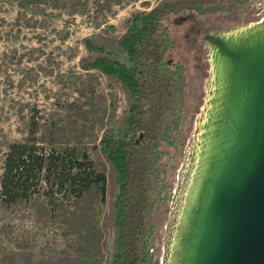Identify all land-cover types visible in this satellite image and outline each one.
<instances>
[{"label": "rangeland", "instance_id": "obj_1", "mask_svg": "<svg viewBox=\"0 0 264 264\" xmlns=\"http://www.w3.org/2000/svg\"><path fill=\"white\" fill-rule=\"evenodd\" d=\"M166 1L0 0V189L5 154L14 142L29 141L33 115L40 143L83 147L96 163L106 165L107 176V196L99 217L94 215L96 190L79 198L44 194L11 205L0 197V264H91L94 258L96 264H111L117 236L118 172L102 153L100 139L110 124L123 131L131 96L113 76L82 67L96 54L86 48L85 39L103 44L123 60L120 39L134 15ZM203 9L192 18L176 13L165 21L178 46L171 57L186 63L182 109L197 116L194 128L186 124L192 133L188 157L177 172L171 169L166 174L175 197L156 212L160 264L175 263L172 243L174 250L184 194L205 155L202 133L211 106L207 99L219 85L212 72L218 43L209 35L243 31L264 20V0H213ZM98 21L102 22L96 26ZM202 63L209 69L208 78L201 79L203 70L198 65ZM200 94L204 102H198Z\"/></svg>", "mask_w": 264, "mask_h": 264}, {"label": "trees", "instance_id": "obj_2", "mask_svg": "<svg viewBox=\"0 0 264 264\" xmlns=\"http://www.w3.org/2000/svg\"><path fill=\"white\" fill-rule=\"evenodd\" d=\"M212 1L167 0L150 12L135 14L120 39L126 55L123 60L108 52L103 44L85 39L86 48L96 54L84 61L82 67L113 76L127 87L131 96L123 131L110 124L100 139L102 153L118 172L114 199L117 236L111 264L161 263L160 252L157 255L160 247L156 246V212L175 197L166 174L171 169L177 172L188 157L192 133L186 124L192 123L194 128L197 116L182 109L186 63L172 58V51L178 46L165 21L176 13L189 18L204 13L203 7ZM206 66L198 65L203 70L201 79L208 78ZM203 94L197 97L198 102H204ZM30 130L28 142H14L5 154L2 201L11 205L44 194L52 197L55 193L79 198L96 190L94 215L101 216L107 196L106 165L96 163L78 145L48 147L40 143L35 115ZM96 261L94 258L91 264Z\"/></svg>", "mask_w": 264, "mask_h": 264}, {"label": "water", "instance_id": "obj_3", "mask_svg": "<svg viewBox=\"0 0 264 264\" xmlns=\"http://www.w3.org/2000/svg\"><path fill=\"white\" fill-rule=\"evenodd\" d=\"M234 33L209 35L216 54L225 56L216 82L220 106L210 109L220 110V126L211 141L209 113L205 155L184 194L176 242L183 247L173 250L172 243L173 264H264V35L237 47Z\"/></svg>", "mask_w": 264, "mask_h": 264}, {"label": "bare ground", "instance_id": "obj_4", "mask_svg": "<svg viewBox=\"0 0 264 264\" xmlns=\"http://www.w3.org/2000/svg\"><path fill=\"white\" fill-rule=\"evenodd\" d=\"M245 30V31H244ZM242 33L240 32H235L233 35H234V39L231 41L234 42V41H238L239 44H235L233 43V45H237V47L241 46V45H246L247 47H251L253 44H254V41L258 38V37H261L264 35V20L259 22V23H256L254 24L253 26L251 27H247L245 28ZM224 37H230V36H227V35H224ZM228 40H230V38H228ZM213 68H214V74H215V77L217 78V81L220 82L221 80V77L223 76L224 74V67H225V56L224 54H221L218 53L216 54V50H215V53H214V61H213ZM217 89V88H216ZM215 89V90H216ZM214 90V92H215ZM212 93L211 97H210V100H209V105L211 104V106L209 107L212 111L213 110H216L220 105H215V101H216V96L217 94L215 93ZM218 102L216 101V104ZM220 111V110H218ZM218 111H214V113L217 114ZM212 113L210 112L209 110L207 111V113ZM213 114V113H212ZM210 115V114H209ZM217 116L214 115V116H210V125H209V121H208V128L206 129V133L208 132L209 135L211 136V141L215 139V134H214V128H215V120H216ZM206 179V177H205ZM202 180V179H201ZM195 208V207H194ZM191 210H193V208L191 207ZM184 210L181 211V217L182 219L184 220L185 218V215L183 214ZM190 220V218H187L186 222H188ZM176 242H177V239H176ZM183 247V243L180 244L179 247H177L176 243H175V249L176 248H182Z\"/></svg>", "mask_w": 264, "mask_h": 264}]
</instances>
